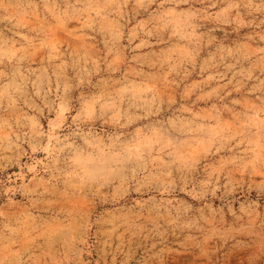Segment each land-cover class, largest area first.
<instances>
[{
	"label": "clouds",
	"instance_id": "9594fccd",
	"mask_svg": "<svg viewBox=\"0 0 264 264\" xmlns=\"http://www.w3.org/2000/svg\"><path fill=\"white\" fill-rule=\"evenodd\" d=\"M0 264H264V0H0Z\"/></svg>",
	"mask_w": 264,
	"mask_h": 264
}]
</instances>
